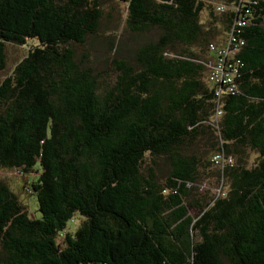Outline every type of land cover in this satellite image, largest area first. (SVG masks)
I'll return each mask as SVG.
<instances>
[{"label": "trees", "instance_id": "trees-1", "mask_svg": "<svg viewBox=\"0 0 264 264\" xmlns=\"http://www.w3.org/2000/svg\"><path fill=\"white\" fill-rule=\"evenodd\" d=\"M106 1L0 0V73L28 47L0 79V172L41 214L0 176V264H264V0H118L129 42L102 75L75 46Z\"/></svg>", "mask_w": 264, "mask_h": 264}, {"label": "rangeland", "instance_id": "rangeland-1", "mask_svg": "<svg viewBox=\"0 0 264 264\" xmlns=\"http://www.w3.org/2000/svg\"><path fill=\"white\" fill-rule=\"evenodd\" d=\"M118 0L106 1L104 5L105 9V19L101 25L100 33L98 36L94 38L88 39L87 43L83 46H75L76 56L80 59L87 58L88 65H90L96 72H100L102 75H109V67L107 64L108 57L112 55L108 50L107 43L116 38L118 44L120 41H128L130 35L124 34V14L126 12L125 5H117ZM114 9L116 10L114 12ZM114 16V18L108 17L110 14ZM208 17L204 15L203 19L206 20ZM154 34H149L141 37L133 38L135 42L139 44L144 43L148 39L153 38ZM225 37L220 35L217 37L215 42H221ZM129 42V41H128ZM138 45V44H137ZM28 47L19 46L15 44H9L6 46V56H7V67L6 69L0 73V79H3L9 75H11L14 71L16 65L24 59L27 55ZM106 72V73H105ZM164 175V173H163ZM0 176L3 180H6L10 189L13 193L18 197L20 202L27 207L28 213L30 217L39 219L41 214L38 211V202L37 199L29 194L28 191L24 189L25 184L27 183V178L21 176V174L15 171H1ZM161 177H163L160 174ZM28 182H32V178H28ZM211 185L207 182V184L203 185L201 190H206L212 188L215 182V178L210 180ZM214 183V184H213ZM213 184V185H212ZM216 194H220L222 192V184L214 185L212 188ZM192 215H196V211L191 210ZM80 223V220L76 218V220L69 227V231H73L74 228ZM59 242H62V238H60Z\"/></svg>", "mask_w": 264, "mask_h": 264}, {"label": "built area", "instance_id": "built-area-1", "mask_svg": "<svg viewBox=\"0 0 264 264\" xmlns=\"http://www.w3.org/2000/svg\"><path fill=\"white\" fill-rule=\"evenodd\" d=\"M219 10H221V8H219ZM233 42L234 40H230L225 48L217 49L219 59L216 63L209 65L210 69L213 71L211 81L216 84H231L234 74L237 73L236 66L226 60V58L232 57L235 54L236 47ZM211 49L215 50L213 46H211ZM214 160L216 163L222 165L226 163L231 165L233 163L231 159L226 161V158L223 155H217Z\"/></svg>", "mask_w": 264, "mask_h": 264}]
</instances>
